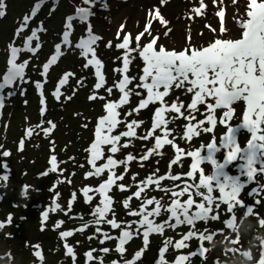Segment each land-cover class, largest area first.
<instances>
[{
	"label": "rangeland",
	"instance_id": "374dc122",
	"mask_svg": "<svg viewBox=\"0 0 264 264\" xmlns=\"http://www.w3.org/2000/svg\"><path fill=\"white\" fill-rule=\"evenodd\" d=\"M37 2L38 0H6V15L0 18V77L7 68V61L10 57L9 45L22 46L24 38L30 35V30L38 27L41 21L47 29L45 32L38 33L41 48L35 55L21 53L18 56V63L24 60L29 61L25 69V79L28 82L20 84L15 93L11 89H5L4 107L0 109V174L9 176L7 181L0 179V196H2L0 222L5 223V227L0 228V256L10 251L13 257L11 264H73L72 258L65 254L64 245L68 243L74 248L75 264H113V262L124 264L125 260H132L137 251H140L142 255L136 264H159V253L165 241L169 238L173 242L179 241L182 235L191 230L190 226L166 228L163 234L150 233L147 245L144 244L142 232L140 234L134 232L133 238L124 246L123 256L115 251L118 240H105L103 245L99 243L103 237L96 232L95 226H89L83 232L78 231L86 221L92 219L91 213L101 199L98 195L89 193V195H94V199L90 203H85L82 189L86 186L95 189L108 177V173L105 172L101 176L93 175L86 178V173L93 170L88 164L89 153L86 149L95 139L98 118L105 114L104 103L106 100H117L120 94L114 89L113 95L108 97L106 91L100 89L96 94L104 96L105 100L89 99L93 93L96 78L92 67L87 69L83 67L86 60L74 47L75 43L87 34L88 24L79 21H74L73 33L70 37L73 47L67 48L62 45L64 55L50 66L46 77L41 75L43 65L55 54V45L62 42L66 18L75 14L80 0H45L36 17L30 21L29 28L21 34V37L16 38V29L23 17L31 13ZM207 2L209 8L206 10V15L191 20L188 16L192 0H167L163 4L161 0H106V6L97 4L93 8L94 15L88 23L91 25L92 32L102 37V40L98 42L97 52L98 58L105 65V75L108 81L105 87L112 85L114 77L119 79V74L114 73L113 69L121 67L122 63L113 61L115 57L121 55L123 50H117L114 46L105 47L108 41H112L113 45L120 42L117 40L118 32L121 36L130 33L132 37H135L143 30L146 19L150 18L148 15L150 10L159 8L161 15L169 21L168 27L174 33L171 39H162L160 43L165 47L171 45L173 49L182 50L185 45V33L190 30L196 37L197 44H200L201 36L197 34H203L206 37L214 35L206 25H211L217 31L221 26L220 18L216 15L221 7L219 0H217V6H212L211 0ZM223 8L225 10L223 23L229 29H233L235 21L229 18L233 11L230 0H225ZM153 23L156 28H161L158 21ZM122 25L124 26L123 31H121ZM147 42L146 38L141 39L142 44ZM35 43L34 41L33 46ZM142 67L143 61L137 57L130 66V74L137 75ZM67 72L75 73V75L69 78L68 84L61 87L63 95L58 101L52 93L59 80ZM80 78H84L83 86L77 84ZM37 81L43 84L42 89L36 88L35 82ZM21 89L24 91L22 92ZM41 92L44 94L43 104L41 103ZM177 95L181 97L185 105L190 103L191 94L184 95L179 89L165 99L170 103ZM67 96H72V98L68 100ZM138 100L139 98L133 97L130 105L125 106V109L135 106ZM208 103H214V101L208 98L204 105H200L201 113L207 112ZM159 106L158 103L149 105L147 109L141 111L137 119L144 120L145 123L137 129L138 135H143L151 128L153 114ZM233 108L234 116L227 126H232L233 135L242 149L235 161L224 163L227 151L230 150L222 147L220 140V137L227 131V126L219 123L224 109H216L217 123L211 132L200 131V134L193 136L190 141L177 136L174 142L175 147L172 144L164 145L159 149L160 155L150 157L148 161H141L139 156L147 148L153 146L154 138L147 141L133 140L129 148L115 154L117 159H124L129 152L137 157L128 164L125 181L118 183H133L131 180L133 173L139 174L137 183L153 172L165 177L180 175L181 179L178 181L171 179L161 181V187L173 188L185 183L199 182V170L194 173V177L186 176L193 162V158L187 156L186 153L199 149L202 144L207 145L215 138L220 150L214 153L213 158L218 164H223L220 170L222 174L216 176V169L207 161L206 148L202 150L204 163L200 165V169H203L204 175L216 176L212 182L214 186L223 183L225 176L243 185L238 197L241 205L233 200L235 207L232 213L227 211L226 205H222L219 220L198 221L192 235H200L202 240L199 241L194 237L186 242L188 246L179 250L169 247L165 253L166 264H174L179 255H189L185 264H233L237 254H240V260L244 255H250L251 264L264 262V243L261 242V238H264V172H259L261 168H264V153H259L256 158L254 166L258 169V174L249 180L246 162L247 143L251 138V133L243 126L246 104L241 100L234 104ZM42 109H44L43 115ZM203 119L205 116L197 114V120ZM49 121L56 127L51 129L46 136L44 130L51 128ZM187 123L188 121L181 118L169 127L175 128L182 135L184 125ZM202 127L210 128L212 125L206 121ZM29 128L33 129L30 137L26 134ZM123 130L126 129L121 125L116 133ZM258 134H264V125L260 127ZM155 135H161L160 130H157ZM127 139L123 138L122 142ZM22 140L23 149L21 150ZM176 148L182 149L184 154L181 155L178 164H171L177 156ZM3 151H9L10 156L3 157ZM109 154L105 146V159L97 161V166L104 163ZM51 155L57 156V170L43 175L51 166ZM116 171L117 174L123 173L124 166L118 167ZM22 188L29 195V199L21 198ZM135 190L133 186L129 191L121 192L114 186L109 192L114 200L112 207L115 209L118 221L140 219V217L128 216L122 203ZM176 190L179 191V188ZM56 193H59V196H56ZM73 193L76 194L75 200H73ZM148 195L163 198L168 202L171 200V193L156 189L154 184L150 186ZM212 195L217 199L220 197L217 189H214ZM180 199L182 202L186 201L187 194ZM193 199L196 203L202 202L200 197L193 196ZM257 200L261 202L257 204ZM70 201L71 211L68 210ZM56 204L60 207L55 208ZM139 204L140 201L135 198L131 201L133 208ZM151 207L154 206H149ZM249 207H252L254 211L248 212ZM45 211L49 213L46 220L43 217ZM9 215L12 217L11 223L7 222ZM168 215L164 213L157 218V222L168 219ZM59 221L63 223L56 227ZM100 227L112 236L120 235V229H111L110 225ZM133 227L135 228V225ZM204 229L207 231H202ZM68 230H72L74 235L62 239L59 233ZM90 236L95 238L89 240ZM105 247L109 249L107 254L102 252ZM199 247L202 251L200 256H196L195 252ZM36 251L42 252L43 259L42 254L40 257L35 255ZM89 251L93 253L92 261L87 260L85 255ZM0 264H9V262L6 259H0Z\"/></svg>",
	"mask_w": 264,
	"mask_h": 264
},
{
	"label": "snow or ice",
	"instance_id": "6c2138e0",
	"mask_svg": "<svg viewBox=\"0 0 264 264\" xmlns=\"http://www.w3.org/2000/svg\"><path fill=\"white\" fill-rule=\"evenodd\" d=\"M166 2L167 0H161L162 4ZM44 3L45 0H38L31 13L23 17L16 29V38L21 37V34L29 28L30 21L36 17ZM224 3L225 0H219L221 7L216 12L221 21L219 31L211 25H206L214 35L206 37L203 34H197L201 36L200 44H197L196 37L193 36L190 30L186 31L184 37L185 45L182 50L173 49L171 45L165 47L160 43L162 39H171L174 33L168 27L169 21L161 15L159 8L150 10L148 14L150 18L146 19L143 30L135 37H132L130 33H125L121 36L120 32H118L117 40L120 42L113 45L112 41H108L105 47L112 48L114 46L117 50H123L121 55L115 57L113 61L114 63L116 61L122 63L121 67L113 69L114 73L119 74V79L114 77L112 85L105 87L108 83L105 75V65L98 58L97 52L98 42L102 40V37L92 32L91 25L88 22L94 15L93 8L97 4L106 6V0H80L76 6L75 14L66 18L62 42L55 45V54L43 65L41 75L46 77L50 66L54 65L64 55L62 45L67 48L73 47L70 37L73 33L74 21L88 24L86 36L80 38L74 47L80 51V55L86 60L83 67L85 69L89 67L94 69L96 83L89 99L93 101L97 99L105 100L104 96L96 94L100 89H104L108 97L113 95L114 89L120 95L117 100H106L104 103L105 114L98 118L95 127V139L90 147L86 149L89 153L88 164L93 169L86 173V178L93 175L101 176L105 172L108 173V177L95 189L87 186L82 189L85 203H90L94 199V195H98L101 199L91 213L92 219L86 221L78 231L83 232L87 227L95 226L96 232L103 237L99 240L101 245L105 243V240L119 241L115 251L120 253L121 256L125 252V244L133 238L134 232L136 234L142 232L144 244L147 245L150 233L163 234L166 228L175 229L181 225L190 226L191 230L182 235L179 241L173 242L170 238L165 241L159 253V264H166L165 253L169 247L179 250L188 246L186 242L194 237L199 241L202 240L200 235H192L198 221L219 220L222 205H226L227 211L232 213L235 207L233 200H235L236 204L241 205L238 197L243 188L242 184L226 176L223 183L213 185V180L216 176L222 174L220 170L223 168V164H218L216 159L213 158L214 153L220 150L217 147L215 138L207 145L202 144L199 149L190 150L186 153L187 156L193 158L191 170L186 173V176L194 177V173L199 170L200 179L198 183H185L182 186L177 185L173 188L161 187L163 179L178 181L181 176H158L156 172H153L138 183V173L132 174L131 180L133 183H118L125 181L128 173L127 166L137 157L129 152L124 159H117L115 154L129 148L133 140L147 141L152 138L155 139L153 146L147 148L139 156L141 161H148L150 157L160 155L159 149L164 145L172 144L175 147L174 142L177 136L190 141L193 136L199 135L200 131L211 132L217 123L216 109H224L219 123L227 126L234 116L233 105L243 100L246 104V111L243 114V126L251 133V138L247 143V177L252 180L258 174V169L254 165L258 154L264 153V134H258V130L264 125V0H230L233 11L229 18L235 21L233 29H229L223 23L225 19ZM211 4L212 6H217V0H211ZM6 8V0H0V18L6 15ZM208 8L209 3L207 0H192L188 18L191 20L205 16ZM154 21H158L161 28H156ZM123 27L122 25L121 31H123ZM45 31L47 29L41 21L38 27L30 30V35L24 38L22 46L9 45L10 57L7 61V68L2 77H0V109L4 107L5 89H11L15 93L20 84L28 82L25 79V69L29 61L24 60L18 63V56L21 53L35 55L41 48L38 33ZM142 38H146L148 42L142 44ZM34 41L36 42L35 46H33ZM137 57L143 61V67L137 75H131L130 66L133 65ZM74 75L75 73L67 72L59 80L55 91L52 93L58 101L63 95L61 87L68 84L69 78ZM83 83L84 78L77 80L79 86H83ZM35 86L37 89L43 88V84L39 81L35 82ZM177 89L182 90L184 95L191 94L190 103L185 105L178 95L170 103L165 99L170 97V94H175ZM21 91L23 92L24 90L21 89ZM43 95V92H41L42 104L44 103ZM73 95H75V91H73ZM133 97L139 98L138 103L125 109V106L130 105ZM71 98L72 96L66 97L68 100ZM208 98H211L214 103H208L207 112L201 113L199 106L204 105ZM157 103L160 106L155 109L151 128L143 135H138L137 129L141 128L145 121L137 119V117L149 105ZM43 112L44 109H42V115ZM197 114L205 116V119L197 120ZM181 118L188 121L184 125L182 135L175 128L169 127ZM206 121L212 127L203 128L202 126ZM48 123L51 128L44 130L46 136L51 129L56 127L51 121ZM121 125L126 130L116 133L117 128ZM157 130H160L161 135H155ZM32 133L33 129L29 128L26 134L30 137ZM169 137H172V139H169ZM123 138L128 139L122 142ZM220 140L222 147L230 149L227 151L224 163L235 161L242 149L233 135L232 126H227V131L220 137ZM105 146H107V152L110 154L106 157L104 163L97 166V161L105 159ZM205 148L207 161L216 169V176L204 175L203 169H200V165L204 163L202 150ZM20 149H23V140L20 143ZM176 151L177 156L171 161V164H178L181 155L184 154L180 148H176ZM2 156L5 158L9 157L10 152L3 151ZM50 165V168L43 175L57 170L56 155H51ZM120 166H124V172L117 174L116 169ZM5 167L7 166L5 165ZM141 167H143V164H141ZM259 172H264V168H261ZM0 179L7 181L9 176L0 174ZM153 184L156 189L171 193L170 202L164 201L163 198L148 195V190ZM114 186L121 192L129 191L135 186L136 190L127 196L122 203L127 210V215L140 217L139 220H117L115 209L112 207L114 200L109 195ZM176 188H179V191ZM214 189L219 191V199L212 195ZM89 193H94V195H89ZM186 194L188 199L182 202L180 198ZM56 196H59V193H56ZM193 196L200 197L202 202L196 203ZM75 198L76 194L73 193V200ZM133 198L140 201V204L135 208L131 207ZM0 199H2V196H0ZM260 202V200L256 201L257 204ZM149 206L154 207L149 208ZM59 207L58 204L55 205V208ZM71 207L72 203L70 201L68 205L69 211H71ZM247 210L248 212L254 211L252 207ZM164 213L169 214L168 219L157 222V218ZM48 215L47 211L43 213L45 220ZM11 221L12 217L9 215L7 222L11 223ZM62 223L63 221H59L56 227H59ZM101 225H110L111 229H120V235H110L107 231L102 230ZM134 225L135 228L133 227ZM3 227H5V223L0 222V228ZM202 231H207V229ZM59 235L62 239H66L72 237L74 232L72 230L62 231ZM94 238V236H90L89 240ZM169 241H171V244H169ZM64 247L66 249L65 254L71 257L73 264H75L76 255L74 248L68 243H65ZM201 251L202 248L199 247L195 255L200 256ZM102 252L107 254L109 249L105 247ZM35 255L40 257L41 253L36 251ZM85 255L89 261L94 259L92 251ZM141 255L142 253L137 251L134 254V258L125 260L124 264H136ZM188 259L189 255H179L174 264H185ZM113 264H116V262H113Z\"/></svg>",
	"mask_w": 264,
	"mask_h": 264
},
{
	"label": "clouds",
	"instance_id": "9594fccd",
	"mask_svg": "<svg viewBox=\"0 0 264 264\" xmlns=\"http://www.w3.org/2000/svg\"><path fill=\"white\" fill-rule=\"evenodd\" d=\"M21 198L29 199V195L23 188L21 190ZM261 242L264 243V238H261ZM239 255L240 254H237V257L234 258L233 264H251L252 257L250 255H244L242 260L239 259ZM0 259H6L9 264H11L13 257L11 256V252L9 251L8 253L0 256Z\"/></svg>",
	"mask_w": 264,
	"mask_h": 264
},
{
	"label": "trees",
	"instance_id": "16d2710c",
	"mask_svg": "<svg viewBox=\"0 0 264 264\" xmlns=\"http://www.w3.org/2000/svg\"><path fill=\"white\" fill-rule=\"evenodd\" d=\"M40 253L42 254V252H40ZM41 257H42V259H43V257H44V256H43V254H42V256H41Z\"/></svg>",
	"mask_w": 264,
	"mask_h": 264
}]
</instances>
